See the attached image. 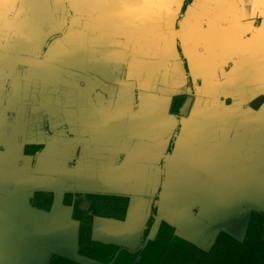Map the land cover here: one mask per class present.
<instances>
[{
  "label": "crops",
  "instance_id": "obj_1",
  "mask_svg": "<svg viewBox=\"0 0 264 264\" xmlns=\"http://www.w3.org/2000/svg\"><path fill=\"white\" fill-rule=\"evenodd\" d=\"M14 1L32 2L0 0V6ZM96 1L114 4L117 0ZM146 7L148 12L151 6ZM157 8V13L152 10L142 15L139 10L130 16L127 31L73 29L74 34L85 37L77 45L83 58L74 56V46L73 58H68L61 50L68 46L58 42L48 51V44L55 38H43L31 45L23 44L20 38L0 40V98L5 101L7 95L11 97L6 92L13 83L27 107L17 123L22 130L18 136L31 146L46 143L43 149L50 148L46 156L40 155L42 151L37 156L23 153L32 157L28 165L31 170L46 165L44 170L51 182L47 188L57 191L50 217L37 221L51 226L62 252L75 251L77 241V222L71 219V210L61 204L65 193L129 199L132 211L140 215V231L154 197L158 198L156 221L163 220L175 230L180 221L177 212L191 220L199 210L206 209L209 216L205 217L209 218L204 221L211 240L217 232L213 235V220L231 213L217 228L233 232L247 226V215L241 219L243 208L247 201L250 203V195L263 194L264 140H249V124L256 123L258 132L264 135V0H160ZM40 32L46 34L47 30ZM8 34L19 33L0 29V37ZM143 63L147 68L141 69ZM50 65L53 68L49 70ZM151 66L160 67L161 73L148 70ZM172 68L177 74H172ZM187 83L193 86L192 91L186 88ZM221 86L226 94L234 93L228 98L240 97L237 105L220 102L218 110L217 103L208 101V94L217 93ZM183 89L185 100L194 90L201 94V102L190 107L192 100L188 98L179 110L182 118L178 121V116L169 114V106L171 98L181 95ZM37 92L39 100L34 94ZM13 115L5 119L13 120ZM155 116L157 122L153 121ZM239 117L243 120L240 128L235 127ZM12 125L9 130L15 131ZM61 128L77 134V138L69 139L65 132L58 134ZM171 140L174 146L167 153ZM91 149L100 152L97 155ZM0 151L4 152L3 147ZM54 160L61 165L53 168ZM22 164L18 162V174H22ZM205 164L217 165L213 170L217 177L204 171ZM43 175L38 177L44 179ZM202 176L215 178L216 183H204ZM222 181L230 188L228 194L218 191ZM16 183L22 187L20 179ZM203 187L214 188L224 196L216 197L214 205L211 202L201 208L202 196L197 192ZM260 204L256 206L259 211ZM215 205L224 207L214 211ZM166 209L169 214L163 212ZM123 227L119 221L95 218L92 237L102 242L111 239L119 245L125 241ZM140 231L128 239L131 245ZM176 234L182 236L179 231Z\"/></svg>",
  "mask_w": 264,
  "mask_h": 264
},
{
  "label": "water",
  "instance_id": "obj_2",
  "mask_svg": "<svg viewBox=\"0 0 264 264\" xmlns=\"http://www.w3.org/2000/svg\"><path fill=\"white\" fill-rule=\"evenodd\" d=\"M150 1L155 3H150ZM158 1L160 0H117L114 4L108 2L105 3V1L98 2L96 0H68L66 2H60L57 0H36L35 2L33 0L32 2L14 1L11 4L5 5L4 8L0 6L2 11V13L0 12V29H19L22 30L21 32L25 30V36H23L22 33H19L17 36L8 34L0 37V40L7 41L13 38H20V41L23 44L31 45L43 38L62 39L63 37L65 41L62 40L64 42L63 45L68 47L62 46L63 49L61 50L65 51L69 56L68 58L72 59V48L74 46L77 51L74 56L76 58H81L82 52L78 51L77 45L80 44V38L85 37L74 34L73 29L80 27L103 29L105 31L113 28L119 30L128 29L131 20L130 16L132 17V15H135L139 10L142 11V13L140 12L142 15H145L152 10L153 13H157V10L159 9L157 8ZM146 5L151 6L150 8L148 7V12H146ZM154 5L156 7L152 8ZM82 21L84 22L83 26L80 25V22ZM40 30H47V32L45 34V32H40ZM99 34L100 33L96 35ZM96 35L91 36L93 38L101 39V36L95 37ZM59 51L57 52V55L60 54ZM139 66L141 69L147 68L144 63L143 66ZM149 68L148 70H153L155 72L154 74L157 75L162 71L160 67L156 66H151ZM176 70V68H172V74H176ZM8 87L9 92L7 91L6 94L10 93L11 97L8 95L6 96L5 94L7 100L5 99V101H2L4 99L0 98V147H3L4 149L3 153L0 151V196L2 195V199L7 200L9 204H21L19 209L24 213V217L20 214L21 224L19 225V232L16 234L17 238H14L15 241H7L5 239V229L3 226H7L8 222L5 220L7 216L10 217L14 211L11 207V212L7 215L5 214L7 208L3 207L2 213H0V264H50L52 256H58L78 264H94L92 261L90 262V260L86 261L88 259H84V257H81L78 254L77 241L75 243V251L70 250L68 251L69 253L62 252V247L59 242H56V233L52 230L51 226L37 221V219L43 218L48 220L51 211L53 210L51 208L52 210L50 209L49 212H46L33 208L30 204L32 200L31 198L35 192L47 191V187L49 183H51L49 180L50 174L48 171L44 170L46 165L37 170L30 169L32 157L24 155L23 148L31 143H28L25 140L23 141V139L18 136L22 134V130L19 129V126L17 125V123H20L21 121L20 115L26 114V103L21 99L19 93H17L19 91L13 83H9ZM189 93L190 90L187 91L188 95ZM180 96H182V94L173 96L171 98V103L174 98ZM188 98L189 97H187L183 103V107L188 102ZM171 103L169 106L170 115H172L170 113ZM28 109L32 110L30 107ZM8 114H14L13 120H9L8 118V120L5 119ZM153 121L157 122L156 116ZM12 123L15 125V131L9 130ZM15 138L17 142H15ZM6 141L9 142L6 143ZM49 149V147L43 149L40 155H49ZM61 160L64 159L62 158ZM18 162L23 163L22 172L20 171L22 174H18ZM45 163L48 162L46 161L42 164ZM61 163V161H55L53 168H57ZM41 173L44 174V179L38 177ZM18 179L22 182V187L20 188L17 187L18 185L16 183V180ZM43 185L46 186V189H44ZM253 188H255V190L257 189V182ZM155 198L156 197H154V199ZM13 199L15 200V203ZM259 201L260 198L257 195H250V214L252 212H259L256 208ZM156 202L157 201L154 202L155 206L157 205ZM247 208L249 209V207ZM248 220L249 217L247 218V222ZM140 223V215L134 213L129 205L125 220L122 222L124 226L123 240L125 241H122L123 243L121 242V245L126 246L127 248L131 246V242H129L130 240L128 239H133L138 235L137 227ZM221 229L224 232H230L226 227H221ZM76 230V236H78V227ZM139 235H141V232ZM129 249L132 250L131 247Z\"/></svg>",
  "mask_w": 264,
  "mask_h": 264
},
{
  "label": "trees",
  "instance_id": "obj_3",
  "mask_svg": "<svg viewBox=\"0 0 264 264\" xmlns=\"http://www.w3.org/2000/svg\"><path fill=\"white\" fill-rule=\"evenodd\" d=\"M185 98L183 96L176 97L172 100L170 113L172 115H178ZM32 153V152H28ZM47 194H37L38 200L44 199L43 205H36V201L31 203L40 210L49 212L51 207V197ZM77 200L72 204V219L79 222L78 224V254L82 257L90 260L102 263V264H132L134 256L129 255L126 251H121L117 258L114 260V256L118 253V249L114 246L103 245L101 243H94L90 240L91 235V221L93 216H100L105 218H112L122 221L125 216L127 208V199L124 198H103L100 196H76ZM37 200V203L39 202ZM47 200V201H46ZM66 205L71 204V195H66L64 198ZM254 215L253 213L252 220ZM151 223H149L150 225ZM247 236H250L252 231V224L250 225ZM158 234L154 241H150L145 250L141 252V263L152 260V264H159L161 261L162 251L168 250L170 252H184L182 262L183 264H212L213 259H219L221 264H252L255 259L250 258L247 254H242L238 257V252H246V248L243 249V245H240L233 238L223 234L215 242L214 246L205 252L199 249L194 244L177 238L174 234V229L165 223H161L158 229ZM251 238L255 239L253 245V252H257L256 249L261 242H257V237L251 232ZM152 252L155 254L154 258H151ZM228 253V257L227 254ZM251 255V254H249ZM256 255V254H255ZM222 257L224 259H222ZM181 260V257H180ZM179 260V261H180ZM50 264H76L73 261L63 259L58 256H52ZM150 264V263H148ZM181 264V261H180Z\"/></svg>",
  "mask_w": 264,
  "mask_h": 264
},
{
  "label": "flooded vegetation",
  "instance_id": "obj_4",
  "mask_svg": "<svg viewBox=\"0 0 264 264\" xmlns=\"http://www.w3.org/2000/svg\"><path fill=\"white\" fill-rule=\"evenodd\" d=\"M57 1H61V2H66V1H68V0H57ZM255 26L257 25V23H255L254 24ZM1 30H3L4 32H6V33H9V32H18V33H21V31L22 30H19V29H11V31L9 30V29H1ZM25 30H23V32H22V34H23V36H25ZM19 55V54H18ZM20 60H23V59H21V57H20ZM53 68V66L52 65H50V67L48 68L49 70L50 69H52ZM59 78V77H58ZM80 86H84V84L81 82V84H80ZM36 96H37V100H39L38 98H39V92H37V94L36 93H34ZM185 98V97H184ZM184 102H185V100H184ZM183 102V103H184ZM37 105H38V103H37ZM178 115H179V113H178ZM36 124V123H35ZM46 131H48V132H50L49 130H51L50 128H48L47 127V125H46ZM63 132H65V134H66V136L65 137H67V138H77V134L76 135H72V134H69L64 128H61V130H59V132H58V134H61V133H63ZM52 134L50 133V136H51ZM78 137L80 138V137H82L79 133H78ZM36 142H37V138H36ZM89 143H91V142H89ZM46 143H43L42 145L44 146ZM43 146H39V145H29V146H25L24 147V153L25 154H28V155H31V156H37V153H40L41 151H42V149H43ZM173 146H174V140H171V142H170V144H169V147H168V150H167V153H171V150L173 149ZM92 151H95L94 149H91ZM213 150V149H212ZM32 152V153H28V152ZM100 151H95V152H92V153H97V155H98V153H99ZM88 153H91V152H88ZM104 153V151L102 150L101 151V154H103ZM67 155V154H66ZM68 157L69 156H72L71 154H68L67 155ZM49 157V156H48ZM79 157V154H78V156H77V158ZM223 157H226V158H228V159H232V158H230V157H233V159L235 160V159H237V156H223ZM210 159V158H209ZM213 159V158H212ZM36 164H37V162H36ZM206 166H205V170L204 171H207L211 176H214V177H217L216 176V173H214L213 172V170H216L217 169V165H213V164H210V165H208V164H205ZM228 166V168H231L229 165H227ZM17 167H19L18 165H17ZM37 167V166H36ZM203 168V167H202ZM225 168H227V167H225ZM35 170H37V168H35ZM222 175H224V173L222 174ZM203 177V179H205V181H204V183H207V182H211L212 183V185H214L215 183H216V180H213V179H215V178H211V177H205V176H202ZM25 183V182H24ZM220 189L218 190V191H221V193L222 194H225L226 192H227V194H228V191L230 190V188L228 187V185H227V182H225V181H222L221 182V184H220ZM20 188V187H19ZM249 190V189H248ZM218 191H216V189H209V188H206V187H203V188H201L200 190H199V192H197V195H201L202 196V200H201V205H200V207L202 208H204L205 206L204 205H206V206H209V204L211 203V202H213L214 201V198H213V196L211 195V194H214V197H217V199H218V197H220V196H224V195H221V193L220 192H218ZM226 191V192H225ZM261 191L263 192V194L259 197L260 198V205H259V207H261V209H260V211L259 212H252L251 214H250V211L248 210V208L247 207H251V204L249 203V201H247V205H245L246 206V208L244 207L243 209H244V212H243V214H242V216H241V219L242 218H244V217H246V215H247V218L249 217V220H248V222H247V226L246 227H241L240 229H237V230H233V232L230 230V232L229 233H227V232H224L221 228H217L218 227V225H221V226H223L224 224L221 222V220H220V218H218V220H213V222H214V224H212V228H213V235H214V233L216 232V235L215 236H212V242H211V244L209 245V247H208V249H205V248H201V247H199V246H197L195 243H193L192 241H190V240H187L186 238H183V237H181V236H178V235H176V233H175V228L173 227V226H171L170 224H168L167 222H165V221H156V217L158 216V211H157V207L154 205V201L157 199L158 200V198L156 197L155 198V200H153L152 201V203H151V205L149 206V209H148V213H147V215H148V217H147V220L145 221V224H144V226L142 227V229H141V235H139L137 238H138V240L135 242V243H133L130 247H131V249L132 250H130L129 248H127L126 246H123V245H118V244H114V243H112V242H110V241H112L111 239H109L110 241L109 242H102V241H95L94 239H93V237H92V230H93V224H94V219L95 218H105V217H100V216H93L92 217V221H91V235H90V240L92 241V242H94V243H101V244H103V245H109V246H114V247H116L117 249H118V253L114 256V260L117 258V256H118V254L121 252V251H126V252H128L129 253V255H131V256H134V259H133V262H132V264H140L141 263V260H142V255H141V252L143 251V250H145L146 249V247H147V245H148V243L150 242V241H154L155 240V238H156V236H157V234H158V229H159V226H160V224L163 222V223H165V224H167V225H169L170 227H172L173 229H174V234H175V236L177 237V238H179V239H181L182 241H184V240H186V241H188V242H190V243H192V244H194L195 246H197L199 249H201V250H203V251H205V252H208L213 246H214V244H215V242H216V240L221 236V235H223V234H225V235H227V236H229V237H231V238H233L234 240H236L240 245H243L244 247H243V249H245L246 248V252H238V257H240V255H242V254H247L248 256H251L250 258H253V259H255V261L252 263V264H264V188H262L261 189ZM57 191H51V189H47V191H44V192H35L34 193V195H33V197L31 198L32 200L31 201H33V200H35L36 201V205L37 204H41V205H43L44 204V199L43 200H38L37 199V194H47V195H50L49 197H51V204H50V207L52 208V206L54 205V201H55V193H56ZM159 192V191H158ZM205 194H209V196H210V198L208 199V195H205ZM46 195V196H47ZM66 195H71V204L70 205H66L65 203H64V198H65V196ZM78 195H80V196H84L85 197V199H86V196H100V197H103V198H114V199H118V198H124V199H127V198H125V197H116V196H108V195H99V194H90V193H84V194H81V193H65L64 195H63V197H62V201H61V204L64 206V207H67V208H73V203L77 200V197L76 196H78ZM2 195L0 196V213H2V209H3V207L4 208H7L6 209V213L5 214H7V215H9L10 214V212H11V207H12V209H13V211H14V213H12L11 215H10V217H8L7 216V218H6V220L5 221H7L8 223H7V226H3L4 227V233H5V239L7 240V241H15V239L14 238H17V236H16V234H18V232H19V225L21 224V216H20V214L24 217V213L22 212V210H17L18 208H20V205L21 204H19V205H13V204H9L8 202H7V200H4V199H2ZM15 197V196H14ZM221 199H222V197H221ZM37 200L39 201L38 203H37ZM128 200V202H127V208H126V212H127V209H128V206H129V199H127ZM13 201H14V203H15V200L13 199ZM47 201V200H46ZM30 204H31V206L33 207V208H37V207H35L31 202H30ZM219 207L220 206H217V205H215L214 207H212V210H216V211H218V209H219ZM224 206H221L220 208H223ZM37 209H39V208H37ZM250 209V208H249ZM40 210V209H39ZM246 211V212H245ZM126 212H125V216H126ZM170 213H173V211L172 212H170ZM253 213H257V215H254V217H253V220H252V216H253ZM169 214V213H168ZM250 214V215H249ZM125 216H124V219L122 220V221H120V220H116V219H112V218H106V219H111V220H115V221H119V222H123L124 220H125ZM229 216H232L231 215V213H229L227 216H223V218H228ZM71 219H72V210H71ZM73 220V219H72ZM228 220V219H227ZM73 221H75V222H77V227H78V224H79V222L78 221H76V220H73ZM149 223H151L150 225H149ZM218 224V225H217ZM252 224V231H250V236H247V233L249 232V228H250V225ZM226 225V224H225ZM0 228H1V226H0ZM154 229H155V232H154ZM154 232V233H153ZM251 232H253L254 233V236L255 237H257V242H261L260 244H259V246L257 247V249H256V251L257 252H253V245L255 244V239L254 238H251ZM154 234V235H153ZM4 237V236H3ZM211 237V236H210ZM210 237H208V238H210ZM77 241H78V236H77ZM118 242H119V238H118ZM125 249H127V250H125ZM129 250V251H128ZM151 254H152V256H151V258H154V256H155V254H153L152 252H150ZM160 253H162V255H161V261L159 262V264H180V261H181V264H183V262H182V258H183V255H184V252L183 251H181V252H178V253H176V252H170L169 250H168V247H167V249L166 250H164V251H162V252H160ZM249 254H251V255H249ZM256 254V255H255ZM227 255V257H228V253L226 254ZM82 257V256H81ZM180 257H181V260H180ZM84 259H88V258H85L84 257ZM219 259H221V258H217V259H213V262H212V264H221L222 262H220L219 261ZM222 259H224L223 257H222ZM88 260H90V259H88ZM180 260V261H179ZM224 260H226V259H224ZM90 261H93V260H90ZM152 260H150V261H148V262H142V264H148V263H150V264H152ZM74 263H76V262H74ZM94 263H96V264H102V263H99V262H96V261H94ZM112 263V262H111ZM110 263V264H111ZM76 264H78V263H76Z\"/></svg>",
  "mask_w": 264,
  "mask_h": 264
},
{
  "label": "rangeland",
  "instance_id": "obj_5",
  "mask_svg": "<svg viewBox=\"0 0 264 264\" xmlns=\"http://www.w3.org/2000/svg\"><path fill=\"white\" fill-rule=\"evenodd\" d=\"M262 32L264 34V27L262 29ZM65 35V34H64ZM46 39V38H45ZM64 38L62 37L61 38H57V39H54L52 42H50L48 44V51L55 45L54 42H58L60 44H63L64 42ZM176 72V71H175ZM177 74V73H176ZM185 86V85H184ZM187 86V87H186ZM186 88H191V91H192V88L193 86L190 85L189 83L186 84ZM185 88V89H186ZM225 89H228V88H225ZM230 89V88H229ZM226 90H222V86L220 89H218L217 93H211V94H208V101L209 102H213V103H217V108L219 110V108L221 107L219 104L220 102H224L226 105L228 104H231V103H234L235 105H237L238 103V100L240 99L239 98H236V99H232V97H229L228 96H233V92H229L226 94L225 92ZM231 93V94H230ZM200 95H197L195 94L194 90L192 92V94L189 95V99L191 98V106L190 107H195V104H197L198 102H201V99H200ZM236 96H238L237 94H235ZM182 96H184V89L182 91ZM187 96V95H186ZM217 97V98H216ZM216 98V100H214ZM211 99V100H210ZM206 99H203V101H205ZM202 101V102H203ZM251 101V100H250ZM201 104V103H200ZM191 109V108H190ZM250 111H252V108H250ZM253 116L257 115V113H253V112H250ZM177 119L178 121L180 120V117L182 118V115H177ZM246 116V113L243 112L242 113V119H244V117ZM241 119L240 121V117H239V120L237 121L235 127H239L240 128V123L243 122V120ZM240 121V122H239ZM251 127H252V131L250 132V136H249V140H252L254 138V140L252 141H255L256 139H263L264 140V135L261 134V132H258V129H257V125L256 123H250L249 124ZM180 128V125L178 124V126L176 127V131H178ZM261 164L263 162H260ZM256 166H260L259 164H257ZM261 170V169H260ZM258 170V171H260ZM250 174H253L254 175V172H250ZM260 180L261 177H260ZM205 195H208V199L210 198L209 194H205ZM213 196V198L215 199L213 202H212V205H214V203H216V197H214V194H211ZM208 207V206H207ZM69 210H72V208H68ZM165 214H168L169 210L166 209L163 211ZM200 212V213H199ZM177 218L179 217L180 218V221L179 223H176V231H179V233L182 235L181 237H185L187 240H190V241H193L195 242V244L201 248H205V249H208L209 245L211 244L212 240L211 238H208L209 235V230L210 228L208 227V225H206V221H204V219H208L209 217H205V216H209V214L206 213V209H201L197 212V215L194 219H191V220H188L187 216L185 215V213L183 212H180L178 213L177 212ZM161 215V212L159 213V216ZM160 219V218H159ZM225 218H222L221 219V222L224 220ZM185 228L187 229H190L191 231H193L192 233H189V230H187V232H185ZM137 231H140V226L137 227ZM183 231V233L181 232ZM196 231V232H195ZM191 235V236H190ZM94 262V261H92Z\"/></svg>",
  "mask_w": 264,
  "mask_h": 264
}]
</instances>
